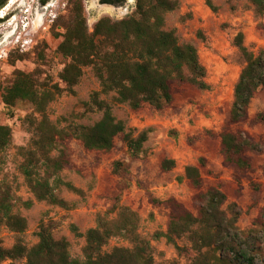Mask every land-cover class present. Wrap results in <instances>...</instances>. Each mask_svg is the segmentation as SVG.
I'll return each instance as SVG.
<instances>
[{
  "label": "rangeland",
  "instance_id": "374dc122",
  "mask_svg": "<svg viewBox=\"0 0 264 264\" xmlns=\"http://www.w3.org/2000/svg\"><path fill=\"white\" fill-rule=\"evenodd\" d=\"M8 1L6 8H14L22 0ZM212 10L205 0H180L179 6L168 12L165 28L176 30L181 42H192L197 48L201 63L206 68V81L210 87L199 89L190 83H172L173 101L162 109L149 104L132 109L127 103H114L113 113L124 120L127 130L134 134L149 129L139 155L134 156L121 136L115 138L110 151L87 150L80 140L71 138L66 142L69 163L59 172V177L69 181L81 192L72 191L64 185L56 187V193L67 202V206L51 204L35 199L21 170L24 156L21 147L32 138L31 115L33 105L26 100H17L7 106L2 100L4 89L13 80L16 69L40 71V79L50 84L60 83L59 72L68 62L57 46L64 24L71 20L73 0H59L54 9L55 20L41 22L39 12L25 11L24 19L30 29L31 42L24 50L13 47L12 24L0 23V124L11 128L9 145L0 153V186L8 191L12 212L25 217L26 229L21 233L0 226L2 245L10 248L20 240L27 247L38 241L39 225L50 224L52 235L66 238L70 256L84 259L85 236L71 229L75 224L78 232L84 233L97 224V216L105 214L112 226H121L129 219L120 213L127 207L136 212L133 220L135 232L149 242L150 253L156 264H190L195 251L187 236L168 241L167 232L170 208L161 201L175 198L185 208L197 213L195 188L185 177L188 164L199 165L203 178L202 189L219 185L228 201H235L242 208L238 225L242 229L252 226L260 207L264 206V149L261 152L247 151L252 169L238 171L232 164L223 161L221 152L222 131H243L264 146V125L255 120L258 112L264 111V85L254 94L248 116L237 123L229 121V110L233 101L234 85L244 64L235 44V36L243 32L244 44L253 51L264 48V14L254 11L248 0H211ZM24 7L31 8L35 0H25ZM136 0H123L118 5L101 0H82L83 12L89 30L102 16L120 19L132 14ZM18 19V15L16 16ZM52 18V17H51ZM16 19V20H17ZM201 31L203 37L199 35ZM24 53V58L16 55ZM14 61V62H13ZM100 89L98 78L91 66L84 68L76 94L63 92L49 106L50 118L59 126L68 124L90 125L97 121L101 112L86 110L81 101H88L93 91ZM113 93L101 97L112 101ZM165 158L175 161L173 168L163 170ZM204 158V165L199 164ZM115 161L123 162L119 173L114 172ZM53 181V179H51ZM260 184L259 199L253 205L251 182ZM153 199L155 201H153ZM32 201L30 206L26 202ZM115 209L111 211V208ZM133 248L135 237L125 231L112 236L104 246L105 251L113 247ZM180 247V248H179ZM18 263L22 262L17 260Z\"/></svg>",
  "mask_w": 264,
  "mask_h": 264
},
{
  "label": "trees",
  "instance_id": "16d2710c",
  "mask_svg": "<svg viewBox=\"0 0 264 264\" xmlns=\"http://www.w3.org/2000/svg\"><path fill=\"white\" fill-rule=\"evenodd\" d=\"M101 1L118 5L123 0ZM205 1L212 10L216 9L211 0ZM248 1L256 13L264 14V0ZM5 3L6 0H0V8ZM179 4L180 0H136L132 14L120 19L102 16L90 31L82 0H73L71 20L63 25V32H56L61 36L57 50L69 59L59 72L63 85L40 79L38 69L14 71L13 80L4 89L2 100L7 106H13L17 100H26L34 107L30 117L32 138L27 146L21 147L24 156L21 170L35 199L65 207L68 204L58 196L56 187L64 185L72 191L81 192L59 177V172L69 163L68 139L80 140L87 150L110 151L115 145V138L121 136L132 154L139 155L150 130L142 129L137 134L127 130L124 120L113 113L114 103H127L135 110L144 104L162 109L173 101L174 82L190 83L199 89L210 87L206 81V68L195 45L189 41L181 42L174 28H165L166 14ZM199 35L203 37L200 30ZM235 44L244 64L234 85L229 110V121L232 123L248 116L254 94L264 85V48L256 52L250 50L244 44L243 32L237 33ZM22 58L24 53L16 55V59ZM87 66L92 67L100 89L93 91L89 100L81 103L86 110L100 111L101 116L90 125L70 123L59 127L50 118L48 106L63 92L76 94L75 86ZM110 93H113L112 101L101 97ZM255 120L264 125V111L258 112ZM11 137V128L0 124V153L9 145ZM220 137L223 161L232 164L238 171L252 169L247 151L261 152L264 149L260 141L243 131H222ZM204 163V158H199V164ZM114 165L113 171L119 173L123 162L115 161ZM174 165L172 158H165L161 163L163 170H169ZM184 170L185 177L198 189L195 194L197 213L185 208L175 198L161 201L170 208L167 232L163 234L167 240L175 242L176 238L188 237L190 247L195 251L190 264H264V206L260 207L252 226L242 229L238 225L243 211L241 206L235 201H228L219 185L203 190L199 165L188 164ZM251 188L253 205H256L260 184L252 181ZM31 203L26 202V205ZM114 209L115 206L111 211ZM121 210L120 213H127L129 219L137 215L127 207ZM129 219L114 227L104 213L99 214L97 224L84 233L78 232L75 224H71L75 234L85 236L82 260L72 258L66 238L56 239L50 224L42 222L37 232L38 241L30 247L18 240L12 247L6 248L0 239V264H156L149 242L139 238L133 220ZM2 224L16 233L23 232L27 227L25 217L12 212L8 191L0 186V226ZM122 231L133 234L135 246H115L105 251L108 240Z\"/></svg>",
  "mask_w": 264,
  "mask_h": 264
},
{
  "label": "flooded vegetation",
  "instance_id": "af4514ba",
  "mask_svg": "<svg viewBox=\"0 0 264 264\" xmlns=\"http://www.w3.org/2000/svg\"><path fill=\"white\" fill-rule=\"evenodd\" d=\"M8 1L9 0H6L5 5H3L0 8V13L4 12L5 14L4 17L0 16V18H2L0 23H4L6 21L12 24L11 29H13V32L12 34H10L9 37H12L13 35L17 34L19 31H21L20 29L21 22L24 19L29 18L25 15V11H29L30 14L32 13V11L39 12L41 14V19H40L42 20L41 22H44L45 18L46 20L54 21L55 20L54 18L56 17V14L54 13V9L59 2V0H35L34 6H30L31 8H26L24 7L26 2L25 0H22V2L18 4L17 6H15L14 8L10 7L4 10L3 7L6 8ZM107 4H111V3H107ZM17 15L19 17L18 19L16 18ZM29 34H30V29L29 30L26 29L25 31H23V35H29Z\"/></svg>",
  "mask_w": 264,
  "mask_h": 264
},
{
  "label": "built area",
  "instance_id": "2783aa9c",
  "mask_svg": "<svg viewBox=\"0 0 264 264\" xmlns=\"http://www.w3.org/2000/svg\"><path fill=\"white\" fill-rule=\"evenodd\" d=\"M4 12L0 13L1 17H4ZM28 23L23 20L21 22V31H19L14 39H12V43H13V47H20V50H24L26 47H28L27 45L31 42V38L28 37L29 35H23V31H25L27 29Z\"/></svg>",
  "mask_w": 264,
  "mask_h": 264
},
{
  "label": "bare ground",
  "instance_id": "6f19581e",
  "mask_svg": "<svg viewBox=\"0 0 264 264\" xmlns=\"http://www.w3.org/2000/svg\"><path fill=\"white\" fill-rule=\"evenodd\" d=\"M15 0H11L10 2L12 3V2H14ZM41 17V15H38V18H40Z\"/></svg>",
  "mask_w": 264,
  "mask_h": 264
}]
</instances>
